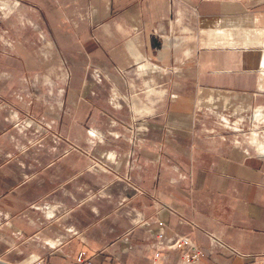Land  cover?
<instances>
[{
    "label": "crops",
    "instance_id": "0c3cea01",
    "mask_svg": "<svg viewBox=\"0 0 264 264\" xmlns=\"http://www.w3.org/2000/svg\"><path fill=\"white\" fill-rule=\"evenodd\" d=\"M263 64L264 0H3L0 264H193L181 238L198 264L264 260V157L219 119L264 108Z\"/></svg>",
    "mask_w": 264,
    "mask_h": 264
},
{
    "label": "built area",
    "instance_id": "2783aa9c",
    "mask_svg": "<svg viewBox=\"0 0 264 264\" xmlns=\"http://www.w3.org/2000/svg\"><path fill=\"white\" fill-rule=\"evenodd\" d=\"M3 0H0V4L2 3ZM40 38L45 41V35H40ZM52 43L54 44V41H52ZM58 57L61 58V65L63 67H65V78L69 79L70 73L67 70V64H66V60L65 58L62 56L61 53H58ZM120 99V95L115 92L112 91V96H111V103L115 106L118 107V100ZM128 98H126V102L128 103ZM130 106V110L132 111V106L129 103ZM223 122L228 121L227 118H222ZM137 121L136 120H132L130 122V124L127 125V130L130 134L129 137V143H130V150H129V158L127 161V168L130 171L132 168V164H133V159L135 157V146H136V142H137V126H136ZM35 125H37V127L39 128H43L45 129V127H47L48 129H50L48 126H45L41 123H36ZM45 126V127H44ZM55 136L59 137V134L55 133ZM70 148H72L75 151L84 153L90 160L91 164H90V169L91 170H97L109 175H112L115 179V181H120L123 182L125 184H127L129 187H131L136 193L139 194H144L143 190L141 188H139L138 186H136L133 181L131 176L129 175V173L127 174H121L119 173L117 170H115L114 168H112L111 166H109L108 164H106L105 162H103L101 159H98L97 157H95L94 155L90 154V153H86L83 150H81L78 146L75 145H71ZM156 207L160 210L165 209L166 206L161 204V203H157ZM131 212H134L133 210ZM130 212V213H131ZM136 213V212H134ZM139 216L138 214L135 215V218L133 220V224L138 225V224H145L143 219H138ZM160 239L164 238L163 234L159 235ZM210 241L214 244H217L218 246H220L221 248L227 249L230 252H232L235 255H240V253L238 252L237 249L232 248L231 246L226 245L221 239H219L218 237L214 236V235H209ZM186 246L188 248V253H186L184 255V258L186 261L188 262H192L193 264H198L199 263V257H200V249L198 248V246L196 244H194L192 241H190L188 238H181L179 240V242H175V244H173L172 246L174 248H181L182 246ZM156 258H159V253L155 254ZM1 263H3L2 261H0ZM77 263L78 264H86L87 263V258H86V254L84 252H80L78 254L77 257ZM32 264H48L45 259H38L35 262H33ZM247 264H264V260H253L251 262H248Z\"/></svg>",
    "mask_w": 264,
    "mask_h": 264
},
{
    "label": "rangeland",
    "instance_id": "374dc122",
    "mask_svg": "<svg viewBox=\"0 0 264 264\" xmlns=\"http://www.w3.org/2000/svg\"><path fill=\"white\" fill-rule=\"evenodd\" d=\"M39 38H40V35H39ZM58 61L61 63L60 57H58ZM261 87H262L261 89L264 90V81ZM111 96H112V92H111ZM119 105L120 104H118V107ZM126 105H127L128 110L130 111L129 104L127 103ZM32 118L30 117L29 121L34 125H30V127L37 129L36 128L37 125H35V122L36 123L37 122L41 123V122L38 119L36 120L35 118L33 119ZM222 118L223 119L227 118L228 121L223 122ZM219 119H220V122L227 127L226 130L229 132L228 135L230 136L233 142L240 144L242 146H245L246 148L252 149L257 155L264 157V108L256 107V108H253L249 113L243 114V115H234V116L231 114L221 115ZM40 129H42L41 131H48V134L53 131V129L50 130L47 127H45V129L43 128H40ZM55 133L56 132H53V134ZM57 134H59V137L58 136L57 137L55 136V137L59 141L63 143L69 142L67 137H64V135L60 131ZM27 154L23 156H26L27 160H29L30 155H27ZM115 182L123 183L120 181H115Z\"/></svg>",
    "mask_w": 264,
    "mask_h": 264
}]
</instances>
